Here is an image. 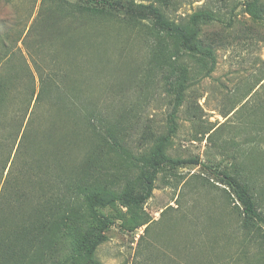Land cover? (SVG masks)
Here are the masks:
<instances>
[{"label": "rangeland", "instance_id": "obj_1", "mask_svg": "<svg viewBox=\"0 0 264 264\" xmlns=\"http://www.w3.org/2000/svg\"><path fill=\"white\" fill-rule=\"evenodd\" d=\"M250 1L0 0V264L84 254L100 231L71 171L92 187L139 189L136 159L168 134L182 68L172 161L141 207H98L113 223L95 264H264V222L245 224L229 184L264 215V21ZM256 9L264 16V0ZM200 10L215 16L199 22L216 56L209 74L206 58L178 47ZM101 136L114 147L100 149ZM26 224L38 230L20 236Z\"/></svg>", "mask_w": 264, "mask_h": 264}, {"label": "trees", "instance_id": "obj_2", "mask_svg": "<svg viewBox=\"0 0 264 264\" xmlns=\"http://www.w3.org/2000/svg\"><path fill=\"white\" fill-rule=\"evenodd\" d=\"M155 2L160 3L162 5L165 3V0H154ZM259 0H252L247 3V9L251 13V15L257 20H263L264 16L257 11L256 3ZM153 8V11L163 18V11L160 6L155 5L152 3L150 6ZM215 16L212 12L208 10H200L195 12L192 15V30L188 32H182L181 36L179 37L178 47L188 53L191 54H199L202 55L209 61V66L207 67L206 73H211L216 66V56L214 50L210 46H205L202 44L200 40V32L201 28L199 26V22L202 20H213ZM175 73V68L172 71ZM188 69L182 68L175 81L173 82V89L174 93V105L172 111L170 113V127L169 132L166 135L161 136L157 145L146 154L138 157L136 160L138 161V166L140 168L139 172V181H140V188L137 189L135 185L129 187H124L123 189L116 190L111 186H90L87 184V173L83 172L81 177L78 178V174L74 176V173H77V169L72 170L73 177L68 179V182H74V185L80 189H85V198H87V205L90 211L91 218L97 223L99 227V235L98 237L91 241L85 248V252L79 258L72 257L70 264H95L97 263L95 259V252L98 246L106 240L105 231L108 230L112 226V220L110 217L101 214L98 210V207H106L116 202H120L127 207H141L146 201L153 195V191L155 189V181L158 176V173L163 168V165L166 162L172 161L165 152L166 144L169 141L172 134L175 133L176 127L174 124L175 117L179 111V107L182 105L184 100V92L188 87ZM42 84L40 87V91L37 95V99L41 100L43 93L45 92V85L44 80L41 78ZM31 95H34V91L31 90ZM105 136H101L97 145L100 149H103L107 145L110 147H114V144H110L107 140L105 142ZM87 165L89 161H91V156L89 155L88 158H85ZM176 163H183V160H175ZM56 162V161H53ZM86 165V166H87ZM84 167H80V170ZM75 171V172H74ZM56 177H59V173L56 171ZM53 180V176H52ZM50 181V180H49ZM51 182V181H50ZM229 184L234 186V190L237 193L238 198L241 200L243 204V214L245 218V224L249 225L250 222H264V215L259 211L256 200L254 199L253 195L250 193L249 189L237 180L232 178ZM70 184V188H71ZM35 230H38L37 226L33 224H26L19 228L18 233L20 236L24 235L25 233L31 234ZM23 232V234L21 233ZM59 264H66L65 261Z\"/></svg>", "mask_w": 264, "mask_h": 264}]
</instances>
